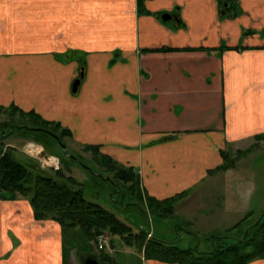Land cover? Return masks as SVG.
Wrapping results in <instances>:
<instances>
[{"label": "crops", "instance_id": "obj_1", "mask_svg": "<svg viewBox=\"0 0 264 264\" xmlns=\"http://www.w3.org/2000/svg\"><path fill=\"white\" fill-rule=\"evenodd\" d=\"M27 1L0 0V106L57 122L71 148L95 145L133 167L144 195L183 193L174 210L192 211L223 152L264 135V0H143V11L137 0H39V16L7 17ZM230 196L196 210L230 213ZM61 232L27 199L0 198V264H67Z\"/></svg>", "mask_w": 264, "mask_h": 264}, {"label": "trees", "instance_id": "obj_2", "mask_svg": "<svg viewBox=\"0 0 264 264\" xmlns=\"http://www.w3.org/2000/svg\"><path fill=\"white\" fill-rule=\"evenodd\" d=\"M137 1L139 10L143 11V0ZM221 10L223 12L228 8L221 5ZM231 12L233 15L237 14L234 9ZM83 64L84 61L81 62L80 72L84 70ZM7 109L11 111L9 114L17 111L20 117L29 124L23 123L17 127L7 125L5 121L0 124V198L22 197L27 199L36 220L57 222L62 234L67 230L73 231L79 228L87 237L94 238V240L98 234L106 230L111 236H118L126 246H135L143 251L146 259L170 264H249L254 260L264 259V215L257 221L260 216H255L252 212L247 213L224 233L204 237L202 240L208 244L206 248L200 247L201 239L198 236H196L198 240L187 248L179 246L178 241L181 238L167 241L152 236L146 240V232H134L131 226L115 214L97 203L86 200L72 175H65L60 169L53 170L52 174H46L39 171L38 167L33 164L27 163L28 166H26L19 162L12 153L13 147L6 146L4 142V138L14 133L16 128L45 133L55 143H57L55 135L61 140L63 136H70V132L59 123L44 120L32 111L23 112L14 106H0V111ZM5 123L7 124L4 125ZM262 137L263 135L257 138ZM34 139V142L42 143L39 138ZM83 147L84 150H89L93 154V161L99 168L105 173L112 174L108 176L109 180L125 188L131 199L127 206H135L147 217L149 214L161 218L174 215V203L184 196L183 193L162 200L144 196L139 175L133 167L125 166L109 155L101 153L95 145H84ZM58 159L63 165L65 159L76 160L83 164L77 156L69 157L65 154ZM223 159V163L217 168L219 171L229 168L228 153L223 152ZM227 239L232 241L228 242ZM63 252L66 259L64 244ZM101 254L97 257L100 264H117L112 256L104 252Z\"/></svg>", "mask_w": 264, "mask_h": 264}, {"label": "rangeland", "instance_id": "obj_3", "mask_svg": "<svg viewBox=\"0 0 264 264\" xmlns=\"http://www.w3.org/2000/svg\"><path fill=\"white\" fill-rule=\"evenodd\" d=\"M9 7L11 12L7 17L11 20L21 21L20 18L39 16V0H35V2L28 0L21 4L13 3ZM3 10L1 12L2 15L5 13ZM3 22H5L4 17H0L1 30ZM167 22L172 25L175 21L170 19ZM19 30V28L16 29V31ZM23 32L25 30L21 29L19 34L15 37L13 36V38L22 40L26 36ZM62 35L63 32L60 30L50 38L55 41L60 39ZM29 41H36L35 37ZM66 57H71V55L66 54ZM10 112V109L0 111V124L4 121L8 123L4 125L15 127L23 123L29 124L24 118L20 117L17 111L9 114ZM34 138H39L42 143L34 142ZM61 140L64 148L57 140V143H55L45 133L17 128L14 133L7 136L6 139L4 138L5 143H11L14 146L12 149L13 155L24 165L27 163L33 164L38 167L39 171L52 174L53 170H56L54 163H58L57 169H60L65 175H72L75 178L77 186L81 188L86 200L97 203L105 210L115 214L119 219L131 226L134 232H146L151 229L157 236H160L159 238L167 241L181 238L178 241L181 248H187L192 245L198 240L196 237L198 236L201 239L200 247L206 248L208 244L202 240L204 237L216 233H224L228 227L238 222L249 212H252L255 216L264 215V135L262 138H256L254 142L245 148L235 151L230 148L227 149L229 168L219 171L214 180L210 182V188L203 191L201 199L199 198L203 203H199L194 198L191 203L192 211H187V208L184 207L183 210L187 211V214L185 212L182 213L180 210L177 212L174 210V215L166 218H161L154 214H149V217H147L135 206H127L131 199L127 195L125 188L123 186L119 187L109 180L108 176L112 174L105 173L103 169L97 166L93 161V154L89 150H84V147L75 146L71 148L68 143L69 136H63ZM30 144H32V148L39 146L40 150L38 152L30 151ZM42 149L49 156H53L55 160L49 158L45 160L40 154ZM65 154L69 157L77 156L82 160L83 164L69 159L64 160V165L61 164L58 158L65 156ZM36 171L38 170L36 169ZM240 183L242 185L239 186L238 184ZM232 190L236 194L235 199L238 204L234 211L230 213L223 210L215 212V209L212 208L207 212L200 213L201 210H196L197 206H199V209L204 206L208 209L211 205H221L228 198L233 199L230 196ZM203 214L204 216H202ZM45 221L55 222L53 220ZM102 233L106 234L109 239L107 245L103 249H99L96 239L87 237L79 228L73 231L67 230L63 234L61 232L67 264H82L81 262L85 257L95 255L94 257L97 258L103 252L112 256V258H116L117 264H143L145 260H153L146 259L143 256V251L135 246H126L118 236H111L106 230ZM146 240L148 239L146 238ZM227 241L231 242L232 240L227 239Z\"/></svg>", "mask_w": 264, "mask_h": 264}, {"label": "water", "instance_id": "obj_4", "mask_svg": "<svg viewBox=\"0 0 264 264\" xmlns=\"http://www.w3.org/2000/svg\"><path fill=\"white\" fill-rule=\"evenodd\" d=\"M170 18V15L169 14H165L162 16V19L164 21H166L167 19ZM83 75V72H80V76L78 79H76L72 85V90L73 92H75L77 90V87L80 83V78L82 77ZM54 138L62 145V147L64 148V145L61 143V141L59 140V138L55 135ZM40 154L45 158V159H48L49 158V155L45 152V150H41L40 151ZM261 217H259V219H257V221L260 220ZM148 232V231H147ZM82 264H100L99 260L94 257V256H87L83 259L82 261Z\"/></svg>", "mask_w": 264, "mask_h": 264}, {"label": "built area", "instance_id": "obj_5", "mask_svg": "<svg viewBox=\"0 0 264 264\" xmlns=\"http://www.w3.org/2000/svg\"><path fill=\"white\" fill-rule=\"evenodd\" d=\"M55 164V168L57 169L58 168V163H54ZM151 236H152V234H151V231L150 230H148V232H147V234H146V238L147 239H150L151 238ZM96 243H97V247L99 248V249H103L106 245H107V242H108V236L106 235V234H104V233H100V234H98L97 236H96Z\"/></svg>", "mask_w": 264, "mask_h": 264}, {"label": "flooded vegetation", "instance_id": "obj_6", "mask_svg": "<svg viewBox=\"0 0 264 264\" xmlns=\"http://www.w3.org/2000/svg\"><path fill=\"white\" fill-rule=\"evenodd\" d=\"M165 15V14H164ZM170 18H171V16H170ZM168 20V19H167ZM257 216H260L261 217V215H257ZM82 263V262H81Z\"/></svg>", "mask_w": 264, "mask_h": 264}]
</instances>
